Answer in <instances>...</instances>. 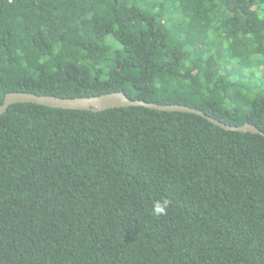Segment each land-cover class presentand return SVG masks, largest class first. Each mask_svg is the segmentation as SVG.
<instances>
[{"label": "trees", "instance_id": "1", "mask_svg": "<svg viewBox=\"0 0 264 264\" xmlns=\"http://www.w3.org/2000/svg\"><path fill=\"white\" fill-rule=\"evenodd\" d=\"M115 91L264 132V0H0V104ZM0 264H264V137L141 106L11 104Z\"/></svg>", "mask_w": 264, "mask_h": 264}, {"label": "water", "instance_id": "2", "mask_svg": "<svg viewBox=\"0 0 264 264\" xmlns=\"http://www.w3.org/2000/svg\"><path fill=\"white\" fill-rule=\"evenodd\" d=\"M14 103H32L57 109L89 110L93 112L102 111L109 108L141 106L157 111L196 114L226 131L248 132L251 134H259L264 137V132L250 123H244L239 126L229 125L204 114L200 110L186 105L158 104L155 102H147L139 99H130L123 91L107 92L95 96L67 98L28 92H8L5 94L4 99L0 104V115H2L7 110L9 105Z\"/></svg>", "mask_w": 264, "mask_h": 264}, {"label": "clouds", "instance_id": "3", "mask_svg": "<svg viewBox=\"0 0 264 264\" xmlns=\"http://www.w3.org/2000/svg\"><path fill=\"white\" fill-rule=\"evenodd\" d=\"M166 208H167V204H166V202L163 203V204L160 203V202H156V203L153 205L152 213H153V215L159 216V215L165 213Z\"/></svg>", "mask_w": 264, "mask_h": 264}]
</instances>
